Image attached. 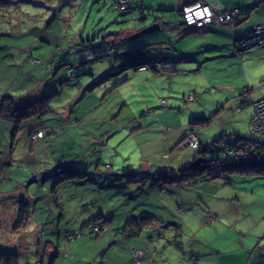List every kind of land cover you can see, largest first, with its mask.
Returning <instances> with one entry per match:
<instances>
[{"label":"rangeland","instance_id":"rangeland-1","mask_svg":"<svg viewBox=\"0 0 264 264\" xmlns=\"http://www.w3.org/2000/svg\"><path fill=\"white\" fill-rule=\"evenodd\" d=\"M112 1L11 0L5 7H0V52L6 53L7 49L12 54H15L17 52L16 48H23L32 41L33 45L42 44L30 51L31 56L40 62V66H44L46 61L48 64L51 63L53 58L56 57H58L56 58V63L68 57L71 60H87L85 62L86 65L99 70L104 65H109L110 59H120L124 55L127 56L128 60L159 55L162 57L175 49H169L173 45H178L174 52L175 55H178L183 48L184 52H186L187 46L195 43L200 46L207 43L220 44L222 37L214 32L194 33L184 38L186 42H173V36L166 30V27L168 26V22L181 19V17L176 10L161 12L158 8L165 5L169 6L171 3H178L179 0H143L144 6L140 5V3L132 5L131 9L126 13H120L115 10ZM135 6H139V8ZM238 17L242 18L243 15L239 13ZM215 20L219 25H230L233 23L229 21L230 19H226L225 22H219L216 17ZM164 22H166V25ZM154 24L160 25L159 28L149 30L148 28ZM258 25H253L249 31H258ZM248 29L241 31L243 36L239 38L240 40L243 41L244 38L251 34L255 35L254 32L245 35ZM69 42L70 44H68ZM53 47L54 51L52 52ZM28 56H25L27 57L25 59H29L30 62H36ZM198 58L201 60L202 65L200 69L197 63L186 61L183 65L186 73L182 74L184 75V83L181 85L173 84L172 86V88L175 87L174 90L177 92L176 96L179 97L178 99L172 97L171 91L168 90V84L151 79L148 76V72L141 68L136 70L133 68L127 69L115 76L120 79L127 77L124 82H121L120 86L128 83L133 93L131 94L129 91V96L131 97L129 105L123 107L130 108L132 104L138 102L135 106L141 112L139 117L134 118V122L140 121L141 124L130 132V134L135 133L134 136H130L127 133L128 136L122 138L129 130L126 126L121 128L117 133H113L111 139L114 138L113 143L116 144L113 149L116 150L114 152L116 154L115 159L122 160V162L120 163V169H118L120 176L112 181L110 180V184L113 182L117 184L122 180V186L116 187V190L124 198L126 196H130V198L139 197L140 191L136 194V189H133L134 186H139V189L143 188L142 190H144L148 199H153L158 203V210L164 209L167 206L170 208L174 206L175 209H180L179 211H186L180 213L179 216L180 220L184 222L183 228L185 229L182 236L184 247L182 252L175 251L172 244L159 246L163 248L160 251L165 253L166 257L169 258V264H210L216 262L219 258H223L221 264H233L225 253L242 256L240 252L243 248L241 246L242 240H246V242L250 241V237L254 234L264 235V177L242 180L239 175L234 174L232 176L234 182L230 184H225L227 180L223 177H218L211 178V181L201 182L195 189L176 191L169 186V183L173 182L169 181V179L172 177L170 175L174 172V169H171L167 164L176 169H182L185 166L184 159L191 158L187 153L181 152V146L171 148L169 150L170 155L167 158L166 156L163 157L160 153L167 147V144L161 140L162 130L150 129L146 125L151 122L150 120L158 119L157 115H163L164 107L162 108L161 106V99L168 97V103L181 107V111L164 114L169 115L168 124H158L164 127V132L170 131V125H172L173 130H176L180 124H185L187 120L189 121L190 113L188 111L190 109H197L195 112L197 114L200 113L201 109H205V115H207L216 108V105H220L219 110H221V114L219 117L223 123L218 122V116H216L217 119L215 121H213V117L212 126H210L212 128L209 131L212 132L216 127L220 131L235 132L248 138L253 137L254 134L248 125L249 115L252 112L251 103L249 102L242 109L235 111L234 107L236 105L233 102H240L241 98L245 95H248L245 97L247 99L250 98L252 101L264 95V48H258L248 53L242 59L244 63L240 57L230 54L227 48L204 49ZM27 63V61H23V64L26 65ZM76 63H72L70 67L74 68ZM157 65L158 67H152H154V72L158 74L164 71V67L162 66H167L166 63H159ZM58 68L61 69V67ZM69 76V73L65 74L61 72V78H59V81H56V86L52 83L46 85V92H55V95L51 94V104L54 109L53 111H55L52 113V117L55 118L51 121L52 125L67 123V120L61 118L67 117L69 114L70 105L74 103L77 89L79 90L80 84L75 83L76 81L74 80H70ZM93 79L95 81L94 84L104 81L103 79L98 81L97 75ZM84 80L82 81L84 82ZM90 80L91 78L84 83L91 85L92 80ZM166 83L170 82L167 80ZM178 86H180L179 89ZM162 87L164 89H161ZM195 89L199 93L197 99L188 103L180 100L183 93L185 96L188 94L189 99H194L189 93ZM241 92L242 95L240 94ZM180 93L181 95H179ZM258 95L261 96L257 97ZM60 101L64 106L56 110L55 105L60 104ZM124 121L127 122L125 119ZM12 130L14 129L10 128V132L13 133L12 136L16 141L22 140L25 142V138L27 139L30 136V131L35 129L26 132ZM63 133L66 137H69L67 130H64ZM235 133L224 135L221 142H215L212 146L202 145L197 148L196 152L198 153L202 150L204 157L207 159H224L228 155L226 151L228 146L237 142L238 135ZM189 138L191 136L187 137L186 140L189 141ZM185 148H188V146H185ZM96 151L97 149L91 150L90 156L94 155ZM33 153V150L32 153L28 151L26 156L28 162L34 161ZM90 156L85 155L86 158ZM23 157H25V154L20 159H23ZM1 163L0 170L4 162L1 161ZM174 163L178 165L174 166ZM130 167L131 169H129ZM31 169L33 170L31 171L33 175L37 177H40L44 173L41 167L35 169L31 167ZM132 174H140L142 177L138 176V181L128 183L131 179H135L134 177H130ZM151 181L156 183L154 186L159 189L158 191L152 190V186L150 187L151 191L145 189L150 186ZM178 181L182 182V184L183 182H187L186 179H179ZM24 183L27 184L28 193L32 195L37 194L35 191H38L34 190L32 185L37 184L42 186L41 181H34L30 184V180L27 179ZM14 185L17 186V183H13V188ZM69 186L65 182L60 192L56 194L59 202L65 203L66 206L69 204V201L74 204L70 200V197H68ZM195 190L200 191L197 199H194L197 195L195 194ZM175 192H179L180 194ZM7 193L0 190V221L2 223L0 240L3 245L13 246L16 240L23 239V236L29 234L30 228L21 226V233L18 232L19 230L13 231L11 229L14 222V212L13 207L5 203V197L8 196L6 195ZM186 195H190L191 199L185 203L178 204L177 199ZM141 196L144 197L143 194ZM45 197H37L38 203L43 202ZM135 198L132 199L133 202H135ZM192 200L193 208L191 206ZM163 203L167 206H160ZM58 205L60 204L58 203ZM135 205L131 207L135 211L133 215L138 212V208ZM140 206L143 208L145 206L150 208L156 207L151 203H143ZM180 206L183 208H180ZM69 207L74 209L71 205ZM119 209L120 206H118ZM190 210L201 213L205 216L204 219L197 214L192 216L186 214ZM248 212L249 216H247ZM128 216L129 214H127ZM168 216H170V212H168ZM130 223L132 222L128 221V224ZM153 223L155 221H151L148 225L151 226ZM171 223L172 221L165 222V224H169L168 228H164L163 231L165 239L173 236L174 229ZM44 229H48V227ZM27 230L29 231L27 232ZM33 231L37 235L36 229ZM123 232H125L124 227L120 230V233ZM114 233L109 230L104 236L97 239L80 237L83 241L78 246H85L82 251L81 260L91 261L93 264H101L103 253L111 251L112 253H109L103 259V262L108 263L111 257L118 258L117 255L120 254L118 251H127L125 248H115L114 253L113 249L115 245H113V241L116 236ZM179 233L178 230L177 234ZM76 238L79 237L77 236ZM33 240H36L35 236ZM263 243L264 241L261 242V244ZM29 244H31L29 253L25 252L28 248L16 250L18 264H33L36 253L42 250L41 246H39L40 248L37 247L35 241ZM253 245L251 244L249 248H252ZM236 249L238 251L234 253ZM139 253L138 250H133V260L139 259ZM193 254L195 256L191 257ZM197 254L203 255L197 256ZM125 255L127 253H122V258ZM255 256L257 255L253 253V258L247 259L248 262H246L249 264ZM155 257L157 261L164 260V257L158 254ZM60 258L59 264H66V259L63 256ZM196 260L198 263H196ZM44 264H46V261Z\"/></svg>","mask_w":264,"mask_h":264},{"label":"trees","instance_id":"trees-1","mask_svg":"<svg viewBox=\"0 0 264 264\" xmlns=\"http://www.w3.org/2000/svg\"><path fill=\"white\" fill-rule=\"evenodd\" d=\"M9 1L11 0H0V7H5L10 3ZM194 1L196 0H179V4L171 3L169 6L165 5L158 8L161 12L176 10L181 17V19L168 22V26L166 27V30L173 36L174 43L178 42L181 38L182 33L180 34L179 32L180 25L187 27L193 26L186 24L182 8L184 5ZM199 1L210 4L216 3L219 7V12H228L230 14L229 21L233 23L243 18L238 17L239 13H234L236 11L235 9H230L221 4L222 2L220 0L210 2L206 0ZM142 2L143 0H113L112 5L118 12L126 13L131 9L132 5L140 3V5L144 6ZM135 7L139 8V6ZM215 18H213L211 23L195 27L214 28L215 26H219ZM164 24L166 25V22ZM259 24L264 25V23ZM252 27L253 25H250L245 29L247 30L249 28L245 35L252 33V31H249ZM241 34V31H236L233 34L231 48L248 51L259 45H264V42L259 43L257 36L252 34L244 38L245 45H242V40L239 39ZM230 35L232 36V33ZM41 45H33L31 41L23 48H16L17 52L15 54H12L7 49L6 53L0 52V163L1 161L4 162L0 170V190L9 193L6 194L8 196L5 197V203L13 207L14 222L11 229L13 231L19 230L18 232H20L21 226L30 228L29 234L23 236V239L16 240L13 246L3 245L0 240V264H18L16 250L28 248L25 252L29 253L31 245L29 243L33 241H35L37 247L41 246L42 248V250L36 253L33 264H44L45 261L46 264H59L61 256L66 259V264H69V262L70 264H82L81 250L83 251L85 246H78V244L80 245V240H82L80 237L97 239L104 236L109 230L115 232L114 234L116 235L113 241V245H115L113 251L115 248H124L125 246L131 250L130 258H125V260L124 258L119 259L120 261H124L123 264H166V262L164 263L155 259L156 254L160 255L162 253L160 250L163 248L159 247L161 244H172L175 251L182 252L184 249L181 232L179 235L174 234L166 240L163 234L164 228H166L164 222L171 217V214L168 216V212L171 209L165 207L164 209L158 210V203L153 199L141 196L144 191L142 190L143 188L139 189L138 186H134L133 189H136V194L140 191L139 197H129L128 200L120 195L116 188L110 190L106 189V187L113 179L120 176L118 169H120V163L122 162V160L115 159L116 154L114 152L116 150L113 149L116 144L113 143L114 138L111 139L113 133H117L121 128L126 126L129 130L122 136L124 138L128 136L127 133L130 134L133 129L137 128L136 126L141 124L140 121L134 122V118L139 117L141 112L135 106L138 102L132 104L130 108L123 107L129 105V99L131 98L129 91L131 94L133 93L128 83L120 86L121 82H124L127 77L120 79L115 76L124 70L132 68L134 70L141 68L148 73L152 72L157 74L154 72V67L149 65L151 59L155 60L158 64L166 63L167 66H162L164 67V71L171 72L172 61L169 60L172 58L171 54L162 57L160 55L155 57H139L132 60H128L127 56L124 55L120 59H110L109 65L100 63L104 66L99 70L86 65L85 62L87 60H71L65 57L56 63V58H58L56 57L49 64L46 61L45 65L43 64L44 67L40 66V62L34 59L30 53L34 47ZM175 47L173 45L169 49ZM27 55L36 62H30L29 59H25ZM172 59H175V57ZM23 61H27L28 63L25 65ZM72 63H76L74 68L70 67ZM95 64L97 63L95 62ZM155 66L158 67L157 65ZM58 67H61V69ZM61 72L65 74L69 73L70 76L68 78L76 81L75 83L80 84V87L79 90L77 89L74 103L70 105L69 114L67 117L61 118L67 120V123L52 125L51 121L55 119L52 117V113L55 111H53L54 109L51 104V94L55 95V92H46L45 89L48 83L56 86V81H59V78H61ZM95 75L98 76V81L102 79L104 81L99 84H94L95 81L93 78ZM90 78L92 84H85L84 82ZM83 79H85L84 82L82 81ZM133 87L135 88L134 84ZM198 94L196 90H191L189 95L194 99H189L187 94L186 96L182 95L183 97L181 96L182 98L180 100H185V103H188L197 99ZM244 98L246 97L243 96L240 102H236L234 109L235 111L240 110L249 102L251 103L252 112L249 115L248 125L254 134L253 137L248 138L228 131H223L214 137L215 131L213 130L211 132L209 129L212 128L210 127L212 126V118L216 115L218 116L217 113L220 105H216V108L207 115H195L189 121L187 120L185 123L188 125L189 130L186 135L181 136L175 142L166 143L167 147L160 153L163 157L166 156L167 158L170 155L169 150L176 146H188V148H185V153L191 157L192 151L197 153V148L202 145L212 146L215 142H221L224 135L229 133L238 135L237 142L228 146L226 150L228 155L224 159H207L204 157L202 150H200L198 155L195 154L191 159H187L190 161H184L185 166L182 169H176L167 164L171 169H174V172L171 174L176 176L177 180H187V182L177 185L179 190L195 189L201 182L211 181V178L223 177L227 179L229 173H264V160H259L264 153V145L262 143L264 136L256 134L252 130L251 122L255 104L252 103V100ZM61 103L60 101V104L55 105L56 110L64 106ZM161 106L162 108L164 107L163 111H166L164 114L181 111V107H172L173 105L168 103V98L161 99ZM193 111L190 109L188 113H192ZM168 116L164 115V117L156 119L157 124L154 120H150L151 122L146 126L150 129L156 128L162 130L164 127L158 124H168ZM124 119L127 122H123ZM10 128L14 129L12 131L21 130V132L35 130L30 131L29 138H25V142H23L22 140L16 141L13 138V133L10 132ZM64 130H67L69 137L64 135ZM134 135L135 133L130 134V136ZM189 136H191L192 143H190L191 139L189 141L186 140ZM204 137L205 139H211V141L208 144H202L201 140ZM194 142L196 143L193 144ZM94 149H97L96 153L90 156L91 150ZM32 150L34 152V161L28 162L26 156L28 151L32 153ZM23 154H25V157L20 159ZM85 155L90 157L86 158ZM197 157L206 160L200 163V165H204V168L190 167ZM177 165L174 163V166ZM31 167L33 169L41 167L44 173L40 177H37L31 172L33 171ZM138 176L142 177L140 174L130 175V177H134L135 179H131L128 183L138 181ZM229 177L231 179V175ZM24 179H29L30 184L34 181H41L42 186L37 184L32 185L34 190H38L35 191L37 194L32 195L28 193L27 184L24 183ZM169 181H173V179H169ZM14 182L17 183V186L14 185L13 188ZM65 182L70 185L68 197L74 202L72 204L68 200L69 204L67 206L65 203L59 202V199L56 197L57 192H60ZM117 184L118 187L122 185V180ZM151 186L152 190L155 191L153 185L145 189L149 191ZM29 189L31 188L29 187ZM158 190L156 189V191ZM196 192L200 193L199 190ZM39 196H46L45 200L38 203L37 197ZM140 197L141 199H139ZM134 198L135 202L132 201ZM196 198L198 196H195ZM186 199L190 200L191 196L186 195ZM143 203H151L153 206H156L152 208L145 206L153 214L148 211H140L143 208L140 205ZM68 205L73 206L74 209H71ZM133 205L138 208V212L135 215H133L135 212L134 209L131 208ZM118 206H120L119 210ZM105 211L108 214L107 217L104 215ZM127 214H129L128 217ZM128 221L132 223L128 224ZM151 221L158 222L150 226L148 224ZM174 221L179 223L173 218L172 222ZM176 223H173V228L179 225ZM126 225L127 227H125ZM154 225L155 229L151 231ZM45 227H48V229H44ZM123 227L125 232L120 233ZM156 227L161 231L158 235L155 233L157 232ZM1 229L2 223L0 221ZM34 229H36L37 235L33 231ZM118 235H120L119 240L117 239ZM34 236L36 240H33ZM77 236L79 238H76ZM241 246L243 248L240 252L243 256V250L245 249L243 243ZM60 247L62 248L60 249ZM133 250L140 252L138 260H133ZM237 251L236 249L234 253ZM255 251L257 252V256L254 257L253 264H264V243L262 247L257 248ZM109 253L112 252H104L103 254L107 257ZM162 254L167 256L165 253ZM203 254H199V256ZM225 254L233 264H244L246 261L245 258L241 259L242 256H236L233 253ZM194 256L193 254L191 257ZM103 259H101V264H110L111 261L116 260L111 257L110 263H106L103 262ZM219 259L222 261L223 258ZM211 264H215V262Z\"/></svg>","mask_w":264,"mask_h":264},{"label":"crops","instance_id":"crops-1","mask_svg":"<svg viewBox=\"0 0 264 264\" xmlns=\"http://www.w3.org/2000/svg\"><path fill=\"white\" fill-rule=\"evenodd\" d=\"M206 1L210 2V1H213V0H206ZM220 2H222L221 4L225 5L226 7L230 8V9H235L236 11L234 13H241L243 15L242 20H239L238 22L232 23L230 25H219V26H215L214 28H207V27L197 28L195 26H188L187 27L185 25H180L179 32H180V34L181 33L182 34H181L180 40L178 41V42H186V40L184 41V38L187 37V36H190V35H192L194 33H199V32L200 33L214 32V33H217V34L221 35V37H222L221 40H220V44L219 45H216L214 43H207V44H204V45L200 46V45H197V43H195V44H192V45L187 46L186 52H184V50H183L184 48L182 49L181 47H179L182 50H181L180 54H178V55H175L174 54V52L176 50V47H175V49H173V51L171 53H166L165 54L166 56H169L168 54H171V57L172 58L175 57V59H172V58L169 59V60L172 61V71L171 72L163 71L162 73H159V74L158 73L155 74V73H152V72H149L148 73L149 74L148 76L151 79H154L155 81L165 82V84H168V90L171 91V95L174 98H177L178 99L179 97L176 96L177 92L174 90L175 87L172 88L173 84L181 85V84L184 83V78H183L184 75H182V74H185L186 73V69H183L184 63L186 61H193V62L197 63L198 68L200 69V67L202 65H201V62H200L201 60L198 58V56H200L202 54V52H203L204 49L207 50V49H210V48H221V49L227 48L228 49V52L230 54H232L234 56H237V57H240L241 61L244 63V60H242V59L244 57H246L248 55V53H251L252 51H254V50L258 49V48H264V45H259L258 47L253 48V49L248 50V51L247 50L246 51H241L239 49L231 48V41H232V38H233V34L236 31L245 30L250 25L264 23V0H220ZM231 33H232V36L230 35ZM176 46L178 47V45H176ZM167 80L170 83H166ZM179 87L180 86H178V89H179ZM161 89H164V87H162ZM240 94L242 95V92ZM240 94H239V96H241ZM261 95H258L257 97H259ZM183 96H184V93H183ZM245 96H248V95H245ZM167 98H165V99H167ZM248 99H250V98H248ZM184 102H186V101L184 100ZM236 102L238 103V101H235L233 103L236 105ZM172 107H175V106H172ZM219 108H220V106H219ZM170 110H172V109H170ZM196 110H194L192 113L190 112V118L191 117H194L195 115H200V114L204 115L205 114V109L202 110V111H200V113H198V114L195 113ZM164 112H166V111H163V115H157V118L159 119V118L164 117ZM217 114H218V117H219V115L221 114V110L218 109V113ZM216 116H214V120L213 121H215L217 119ZM217 120L221 124L223 123V121L220 120V117ZM154 122L156 123L157 121L154 120ZM158 127L160 128V126H158ZM169 128H170V131L169 132H166V131L164 132V130H163L164 128H162V133H161L162 141H164L167 144L170 143V142H175V141L179 140L181 138V136L186 135L188 133V130H189L188 129L189 127H188V125L186 123L185 124H180L179 128L176 129V130H173L172 125H170ZM214 131H215L214 132V137L217 136L218 134H220L221 132H223V131L217 130L216 127H215V130ZM201 141H202V144H204V143L205 144H208L211 141V139L210 140L209 139H205V137H204L203 140H201ZM180 149H181V152L182 153H185V150H186L185 149V146L184 147H181ZM192 152L193 153H191L192 155H191L190 158H192V156L194 157L195 154L198 155V153H195V151H192ZM185 160H187V159H184V161ZM234 174L239 175L242 180L264 177V173H258V172H252V173H236V172H234V173H229L228 174V178L225 179V180H227V183H225V184H230L231 182H234L232 180V176ZM230 175H231V179L229 177ZM170 176H174V175L171 174ZM170 179H173V182L172 183H169L170 185L169 184L168 185L171 188L175 189L176 191L179 190L178 187H177V185H179V183H182V182L178 181L177 178H176V176L171 177ZM155 184L156 183H154L153 181H151V183L149 185H153L154 186ZM120 186H122V185H119V187ZM116 187H118V184L112 183V184H109L106 187V189H110L111 190V189L116 188ZM154 187H155V190L158 189L156 186H154ZM175 193L180 194L179 192H175ZM195 194H197L196 196H198V193L197 192ZM143 195H144L145 198L147 197V196H145V193H143ZM112 196H113V194H112ZM129 197L130 196H126L125 199L128 200ZM187 201L188 200L186 199V196L177 199L178 204L179 203H185ZM227 201H230V200H227ZM192 203H193V200L191 202V206L193 208L194 205H192ZM171 204H172V202H171ZM160 206H167V205H165L163 203ZM176 206H179V205H176ZM180 208H183V207L180 206ZM170 209H171V211H170L171 217H169V219L168 220H165V221L166 222L172 221L173 218L175 220H177V222H179V223H176L175 221L171 223L172 226H173V223L179 224L178 226H176V228H173L174 231H175L173 233V235L174 234H177V231L179 230V232L182 233V235H181V237H182L183 234H184V228H183L184 222L180 220L179 216H180V213H183L185 210L184 211H179L180 209L177 210V209H175L174 206L172 208H170ZM140 211H145V212L148 211L149 213L153 214L152 211H149V209H145V208H141ZM106 213L107 212L105 211L104 212V215L107 216L108 214H106ZM186 214H189L191 216L194 215V214L195 215L197 214V215H200L201 217H203V219L205 217L201 213H198L197 211L193 212V210H190V212H187ZM247 216H249V212H248ZM155 222L157 223L158 221H155ZM205 222H206V220H205ZM153 224H155V223H153ZM164 226L165 227H168L169 224H165V222H164ZM182 228H183V230H182ZM154 229H155V225H154V227H153V229L151 231H153ZM156 230H157V232H155V233L158 235L161 231L157 227H156ZM263 240H264V235H257V234L252 235L250 237V241L248 240L246 242V240H242V243H243L245 249L243 250L244 254L241 257V259L242 258H245L246 261L248 262L249 258H253V253H255V254L257 253L255 250L257 248L262 247L261 242ZM82 241L83 240H80V244L82 243ZM251 244L252 245L254 244V245H253L252 248H249V246H251ZM161 245H163V244H161ZM124 248L127 251H118V252H120V254L117 255L118 258L116 260H114V261H111V263L109 262L110 264H114V263H116V264H119V263L120 264H123L124 261L123 260H121V261L119 260L120 258H122V253H127V255L124 256V260H125V258H128V257L130 258V256H131V250H129L126 246ZM249 251H250V253H249ZM81 253H82V250H81ZM197 255L199 256V254H197ZM159 256L164 257V260H162L164 263L165 262H166V264L169 263L168 262L169 261V258L168 257H166L165 255H163L162 253ZM103 258H105L104 254L101 256V259H103ZM153 261H155V260H153ZM246 261L244 262V264H248ZM252 261H250L249 264H253ZM220 262H222V261L219 259V260H217L215 262V264H217V263L219 264ZM101 263H102V261H101ZM196 263H198L197 260H196ZM69 264H70V262H69ZM82 264H92V262L91 261H83ZM136 264H139V263H136Z\"/></svg>","mask_w":264,"mask_h":264},{"label":"built area","instance_id":"built-area-1","mask_svg":"<svg viewBox=\"0 0 264 264\" xmlns=\"http://www.w3.org/2000/svg\"><path fill=\"white\" fill-rule=\"evenodd\" d=\"M182 9L185 22L188 25L202 26L206 23H211L213 21L214 16L218 18L219 22H225L226 19H230V14L228 12H219V7L216 3L210 4L207 2L196 0L194 2L184 5ZM258 26L259 30H252V32L255 33L258 42L260 43L264 42V25L259 24ZM241 36H243V34H241ZM244 40L242 41V45H245ZM157 64L158 63H156V61L153 59H151L149 63L150 66H155ZM252 103L255 104V110L251 122V128L256 134L264 136V95L256 100H253ZM190 139L191 138H189V140ZM190 143H192V139L190 140ZM195 143L196 142H194L193 144ZM262 143L264 145V137ZM259 160H264V153Z\"/></svg>","mask_w":264,"mask_h":264},{"label":"water","instance_id":"water-1","mask_svg":"<svg viewBox=\"0 0 264 264\" xmlns=\"http://www.w3.org/2000/svg\"><path fill=\"white\" fill-rule=\"evenodd\" d=\"M159 25L154 24L152 26H150V28H148L149 30H154V29H158ZM205 159H202L200 157L195 158V160L192 162V165L190 167L196 168V167H201L204 168V165H200V163L205 162Z\"/></svg>","mask_w":264,"mask_h":264}]
</instances>
